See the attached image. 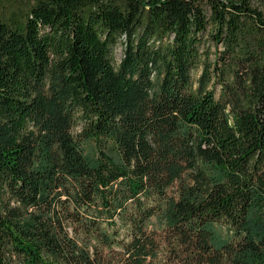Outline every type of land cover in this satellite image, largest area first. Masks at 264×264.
Listing matches in <instances>:
<instances>
[{"label":"trees","instance_id":"1","mask_svg":"<svg viewBox=\"0 0 264 264\" xmlns=\"http://www.w3.org/2000/svg\"><path fill=\"white\" fill-rule=\"evenodd\" d=\"M0 264H264V0H0Z\"/></svg>","mask_w":264,"mask_h":264},{"label":"rangeland","instance_id":"2","mask_svg":"<svg viewBox=\"0 0 264 264\" xmlns=\"http://www.w3.org/2000/svg\"><path fill=\"white\" fill-rule=\"evenodd\" d=\"M15 6V5H14ZM14 6L11 4L10 6L7 5V10H14ZM124 54V46L122 44H119L114 49V55H115V63H120Z\"/></svg>","mask_w":264,"mask_h":264}]
</instances>
